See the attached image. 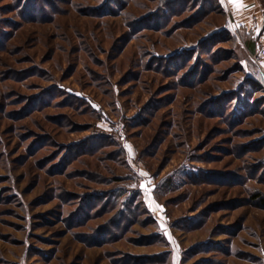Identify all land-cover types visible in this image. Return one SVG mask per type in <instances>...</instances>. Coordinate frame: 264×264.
I'll use <instances>...</instances> for the list:
<instances>
[{
  "label": "rangeland",
  "instance_id": "374dc122",
  "mask_svg": "<svg viewBox=\"0 0 264 264\" xmlns=\"http://www.w3.org/2000/svg\"><path fill=\"white\" fill-rule=\"evenodd\" d=\"M25 1L0 0V264H264V84L223 0Z\"/></svg>",
  "mask_w": 264,
  "mask_h": 264
},
{
  "label": "crops",
  "instance_id": "0c3cea01",
  "mask_svg": "<svg viewBox=\"0 0 264 264\" xmlns=\"http://www.w3.org/2000/svg\"><path fill=\"white\" fill-rule=\"evenodd\" d=\"M223 3L232 17L234 28L241 31L247 40L254 42L249 55L258 54L264 58V10L261 1L239 0V4H235L231 0H223ZM256 65L264 78V63Z\"/></svg>",
  "mask_w": 264,
  "mask_h": 264
},
{
  "label": "trees",
  "instance_id": "16d2710c",
  "mask_svg": "<svg viewBox=\"0 0 264 264\" xmlns=\"http://www.w3.org/2000/svg\"><path fill=\"white\" fill-rule=\"evenodd\" d=\"M24 1L25 0H19V4L20 5H23V3H24ZM27 1H25V3H26ZM35 3H34V0H30L29 2H28V5L30 6H32V5H34ZM39 8L41 7V6H39V5H37ZM37 7V8H38ZM42 8V7H41ZM41 11H43V8L42 9H40ZM33 19V18H32ZM3 34H4V30H2L1 28H0V36L2 35L3 36ZM246 42V47H247V52L248 53H251L252 51H253V48H254V42H252L251 40H246L245 41ZM253 74V78H254V80L255 81H258V82H260V83H262V84H264V78H263V76H262V74H261V72L259 71V69L258 68H256L255 67V70L252 72ZM257 197H259V196H257ZM263 202H264V198L263 199H261Z\"/></svg>",
  "mask_w": 264,
  "mask_h": 264
},
{
  "label": "built area",
  "instance_id": "2783aa9c",
  "mask_svg": "<svg viewBox=\"0 0 264 264\" xmlns=\"http://www.w3.org/2000/svg\"><path fill=\"white\" fill-rule=\"evenodd\" d=\"M253 61L255 62V63H257V64H262V63H264V58H262L261 56H259L258 54H255L254 56H253Z\"/></svg>",
  "mask_w": 264,
  "mask_h": 264
},
{
  "label": "snow or ice",
  "instance_id": "6c2138e0",
  "mask_svg": "<svg viewBox=\"0 0 264 264\" xmlns=\"http://www.w3.org/2000/svg\"><path fill=\"white\" fill-rule=\"evenodd\" d=\"M232 3L239 4V0H231Z\"/></svg>",
  "mask_w": 264,
  "mask_h": 264
}]
</instances>
